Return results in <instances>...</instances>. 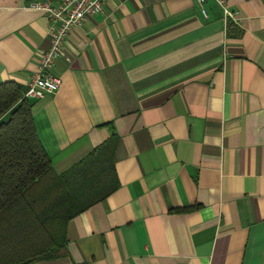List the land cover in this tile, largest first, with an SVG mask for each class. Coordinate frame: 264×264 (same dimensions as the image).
Masks as SVG:
<instances>
[{
    "label": "crops",
    "instance_id": "1",
    "mask_svg": "<svg viewBox=\"0 0 264 264\" xmlns=\"http://www.w3.org/2000/svg\"><path fill=\"white\" fill-rule=\"evenodd\" d=\"M0 0V82L48 47L35 2ZM110 0L67 36L59 89L28 99L62 173L102 142L119 186L27 264H264V0Z\"/></svg>",
    "mask_w": 264,
    "mask_h": 264
},
{
    "label": "trees",
    "instance_id": "2",
    "mask_svg": "<svg viewBox=\"0 0 264 264\" xmlns=\"http://www.w3.org/2000/svg\"><path fill=\"white\" fill-rule=\"evenodd\" d=\"M24 90L0 82V264L66 256L67 222L119 186L114 132L66 171L52 169Z\"/></svg>",
    "mask_w": 264,
    "mask_h": 264
},
{
    "label": "built area",
    "instance_id": "3",
    "mask_svg": "<svg viewBox=\"0 0 264 264\" xmlns=\"http://www.w3.org/2000/svg\"><path fill=\"white\" fill-rule=\"evenodd\" d=\"M110 0H61L57 4L35 2L32 7L45 12L48 19V47L38 60L37 70L28 78L23 97L40 100L54 94L61 85V78L54 72V61L62 56L63 46L69 33L88 16L102 12ZM212 1L221 8L226 20L233 17L228 0H195L204 16V2Z\"/></svg>",
    "mask_w": 264,
    "mask_h": 264
}]
</instances>
